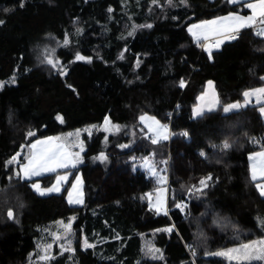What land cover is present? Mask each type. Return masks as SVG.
<instances>
[{
  "label": "trees",
  "instance_id": "obj_1",
  "mask_svg": "<svg viewBox=\"0 0 264 264\" xmlns=\"http://www.w3.org/2000/svg\"><path fill=\"white\" fill-rule=\"evenodd\" d=\"M229 13L248 11L227 0H172L171 6L167 0H24L23 7L20 0H0V80L15 78L0 89V185L14 176L6 162L17 153L21 160L38 139L100 126L105 117L121 126L108 137L101 129L82 137V207L66 201L72 177L58 195L39 196L30 188L50 187L62 171L21 182L30 207L21 227L0 225V264H32L40 230L72 216L71 256L38 264H228L206 253L264 238L258 224L264 198L249 165L250 154L264 150V117L256 106L222 110L264 85V38L244 29L209 59L187 31ZM146 24L152 27L128 35L133 25ZM52 38L63 46L60 68L48 75L35 66L34 52ZM77 53L91 62L75 61ZM208 82L220 106L194 117ZM142 115L167 125L169 138L152 144ZM122 144L130 147L122 150ZM101 153L104 163L94 159ZM145 157L165 169L167 215L141 199L158 187L155 178L134 168ZM208 177V187L196 192ZM177 203L188 207L182 212ZM81 235L94 247L84 249ZM149 246L160 249L163 259L146 254Z\"/></svg>",
  "mask_w": 264,
  "mask_h": 264
},
{
  "label": "snow or ice",
  "instance_id": "obj_2",
  "mask_svg": "<svg viewBox=\"0 0 264 264\" xmlns=\"http://www.w3.org/2000/svg\"><path fill=\"white\" fill-rule=\"evenodd\" d=\"M153 4H157V0H152ZM229 4H236V3H243V6L249 8L252 10V15L250 16H242L239 14H229L228 16L221 17L217 20L213 21H206L202 24L198 25H192L189 27L188 31L190 33H193V29H203L208 30L211 28V30L218 36L223 37L222 39H217L215 42V47H219L220 44L224 42V39L229 40H235L238 38V34L240 31L244 28L254 26L256 24H260L264 26V0H256L255 3L247 2V0H227ZM167 3L171 6L172 0H167ZM181 4L186 5L187 0H180ZM24 6V0H20V7ZM113 10L109 8V12H112ZM4 22L0 20V24H3ZM137 27H146L151 28V24L146 25H133V31L129 32L128 35L132 36L134 34V31ZM78 32L82 31L81 29H77ZM195 36L196 33H193ZM256 35L264 37V27H261L257 32ZM207 39V35L204 37ZM69 40L67 35L65 36L63 40L64 45H68ZM213 45L205 46L204 50L209 53V59L212 58L210 48ZM123 57V53H121V57ZM75 61H84L87 60L88 62H91V58L84 57L77 53L75 55ZM45 62L50 65L52 68H57L59 65L58 60H53L51 58V54H49L48 57H46ZM60 74L63 76L66 73L61 69ZM261 80H264V77H261ZM15 81V78L13 77L12 82ZM2 86V85H0ZM209 86H211V82H209ZM71 87V86H70ZM180 87H184V81H180ZM207 95V93H206ZM244 101L243 103H231L226 106H222V110L225 114L233 111L241 109L245 106H247L251 102L252 97H256L257 104H261L259 107V112L264 115V87L256 88L254 90L245 91L243 92ZM200 99H203L201 97ZM220 106V102L218 99H215V94L213 93V99L207 104V110L212 111L215 108ZM203 115V108L200 109H194L193 110V116L199 117ZM58 120H61V117L57 116ZM139 120L141 123H145L146 121H150L149 124H146V127H148L149 132L152 133V136L147 137L151 140L152 144H157L159 140H167L169 138V130L167 125H161L158 120L155 119V117H148L146 115H142L139 117ZM105 125L110 124L109 118L105 117L104 121ZM113 128L116 130H119L118 125H113ZM29 136L34 135V133L29 132ZM179 135L187 137L189 134L187 132H181ZM59 137H50L45 140H37L30 145L31 152L28 156L25 157L27 160L26 164H20L18 169L15 170V177L20 180H30L34 176H39L43 172H55L58 168H68L76 167V164L82 163V159L80 157V153H69L63 149V146L57 141H59ZM24 147L23 145L21 146ZM119 147L123 150L130 145L128 144H122L119 145ZM231 147V145L225 141L222 145V148L227 150ZM81 152L83 151V145L80 146ZM201 156H205V153L203 151L200 152ZM20 156V153H17L16 155L12 156L7 162L6 167L13 164L14 162H18V157ZM94 159L99 160L101 163H104L107 161V156L101 153L99 156L95 157ZM133 159H135L133 157ZM249 160L253 163L251 164V180L253 182H259L255 183V187L257 191L259 192V195L261 197H264V151L257 152L254 155L249 156ZM160 163L167 164V161H160ZM142 167L146 168L148 172L153 175L157 176V182L158 183H166L167 178L166 176H159L157 173V170L155 166L151 163L150 159L148 157L144 158V163ZM135 168V165H134ZM9 179H12V177H9ZM65 176H57L56 183L49 188H41L38 183H32L31 188L36 191L39 195H45L52 192H59L60 191V183L62 180H65ZM211 177H208L205 180L200 181V186L195 188L196 192H203V189L208 187L207 180H210ZM77 183L73 184V189H77V185L80 182V177L77 176L76 178ZM193 189H189V192L192 193ZM72 191H69L68 194V203L70 205L74 204H83V198L82 195L78 196L76 199L72 198ZM141 199H144V197H141ZM148 200H149V209L152 210L155 209L156 213L159 214L161 212L162 202L159 199V194L157 198V202L155 205H153L152 197L150 194H148ZM177 208H179L182 212L185 211V209L188 207L186 203H177L175 205ZM164 214L167 215V211H164ZM8 219H14V212L9 209L7 211ZM72 219H75L74 217ZM61 226L64 229L65 236L64 238L67 239L69 235H71L72 231V224L71 221L68 223L60 222ZM260 224L262 227H264V220H260ZM167 232L173 231L172 227H169L165 229ZM53 238L55 240H60L61 236L57 233H53ZM119 238V237H117ZM83 247L85 249L94 247L93 244L89 243L87 239L83 240ZM52 248L51 244H47L43 246V252L44 255H39L40 260H46L51 259L52 257L49 255V250ZM62 251H71V243L68 242L67 245H61ZM193 256H196V250L194 248L190 249ZM150 255L152 259H163V254L160 252V249L154 248L152 246H149L147 249V253ZM206 255L209 256H222L226 257L228 260L232 261L235 260L237 264H251L252 261H264V239L258 240V241H251L248 243H242L238 247L235 248H229L226 250H221L217 252H208Z\"/></svg>",
  "mask_w": 264,
  "mask_h": 264
},
{
  "label": "rangeland",
  "instance_id": "obj_3",
  "mask_svg": "<svg viewBox=\"0 0 264 264\" xmlns=\"http://www.w3.org/2000/svg\"><path fill=\"white\" fill-rule=\"evenodd\" d=\"M62 46H63V44L61 41H59L57 39H53V38L48 39L47 41L43 42V44L34 52V64H35V66L48 75H51L52 72L58 71V69L60 68L61 59L58 58L57 52ZM217 48H219V47H217ZM49 54H51V58L54 61L58 60L60 62L57 68H52L50 65H48L45 62L46 57H48ZM12 79H13V77L8 79V80H0V85H2V86H0V89L5 84H14V82H12ZM146 116H148V115H146ZM148 117H151V116H148ZM104 121L100 126H90L88 128L78 130L74 133L59 136L60 140H62L64 143H66L68 145L70 151L73 154L74 153H80L82 163H78L79 165L84 163L83 154L86 150L84 141L82 139L83 136H85V135L91 136L95 131H97L98 129H101L106 133V136L108 137L110 135L117 134L121 130V126H119V125H118L119 130H116L115 128H113L112 126L117 125V124H113L110 120H109L110 124H107V125H105ZM149 123H150V121H146L145 123H141V124H144L146 126V124H149ZM148 132H149V130H148ZM149 133L152 135L151 132H149ZM107 137L104 140L105 145L107 144ZM46 138H50V137H46ZM81 144L83 145V151L82 152H81V148H80ZM30 152H31V149H29V152H26L22 156L21 160L18 158V162H14L13 164H11L7 167H12V169L14 170V173H15V170L18 169L20 164H26L27 163V160L26 159L24 160L23 158H25L27 155H29ZM22 160H24V161H22ZM143 163H144V161L140 162V164L136 165L135 168L139 169L143 172H146V174L148 176H152L153 178L156 179V182H157V176L151 175L146 168L142 167ZM151 163H152V161H151ZM156 170H157V173L159 176H166L165 175V169H157L156 168ZM58 171H61V170L57 169L55 172H43L40 176H37L36 178L43 177V176H46V175H49L52 173H57ZM65 173H68V172H61L57 176H61ZM72 173H73V171L70 173V175L67 178V181L65 183H63V184L60 183V191L59 192H52V193H48V194L49 195L61 194L71 177H72L71 185H72V183L73 184L77 183V181H74L75 179H74V175H72ZM57 176H56V178H57ZM56 178L50 187H52L56 183ZM63 181L64 180H62V182ZM21 182H23V181L16 178L15 174H14L12 179H8V182L6 185H4V186L0 185V225H10V226H14V227H21L22 216L25 212H27V210L30 207V202L26 199L25 193L22 191ZM71 185L69 186L68 191L71 188ZM157 185H158V187L155 190V192L150 194L152 197L151 202L153 203V205H155L157 202L158 194H159V199L162 202L161 212L159 214H163L164 211L166 210V201H167V189L165 186L166 183H158L157 182ZM40 187L42 189L43 188H49V187H42V186H40ZM77 189H78V185H77ZM32 191L35 192L37 195H39L33 189H32ZM68 191H67V193H68ZM75 191H76V189H73V186H72V192L74 193ZM67 193H66V195H67ZM39 196H42V195H39ZM43 196H46V194ZM144 200L149 204L148 194L144 196ZM74 206H75V204H74ZM76 207H81V206H76ZM9 209H11L14 212V219H11V220L8 219L7 211ZM152 210L156 213L154 208ZM72 218H73V216L69 220V221H71V224H72V231H71V235H69L67 237V239L64 238L65 233H64V229L61 226L60 222H63L66 224L69 221L57 220L55 222L50 223L49 225H47L42 230H40V232H39L40 234L38 236V247H37L35 258L32 261V264L46 263L50 260L55 259L57 257V255H59V254H68L69 257L71 256V254L73 253V239H74V237L72 236V232H74L73 223L75 221V219H72ZM260 220H264V217L258 218V224L261 228H263L260 224ZM53 233L59 234L61 236V239L55 240L53 238V235H52ZM81 239H82L81 245L83 246V240L85 239L83 235H81ZM262 239H264V238H262ZM69 241L71 243V249L72 250L71 251H62L61 245H67ZM256 241H258V240H256ZM47 244L52 245V248L49 250V255L52 258L42 261L39 259V255H44L43 246H45ZM235 247H238V246H234L231 248H235ZM209 257H211V258H223V259L227 260L228 264H231V263L237 264V262L235 260L230 261L226 257H222V256H209ZM251 264H264V261H252Z\"/></svg>",
  "mask_w": 264,
  "mask_h": 264
},
{
  "label": "crops",
  "instance_id": "obj_4",
  "mask_svg": "<svg viewBox=\"0 0 264 264\" xmlns=\"http://www.w3.org/2000/svg\"><path fill=\"white\" fill-rule=\"evenodd\" d=\"M247 2H252V3H255L256 2V0H247ZM232 5H241L244 9H246L247 11H248V13L247 14H245V15H243V14H241V13H229V14H239V15H242V16H250V15H252V10L251 9H249V8H247V7H245V6H243V3H236V4H232ZM229 14H226V15H223V16H220V17H216V18H213V19H209V20H205V21H201V22H197V23H193V24H191V25H189L188 26V28H187V31H188V29H189V27H191L192 25H198V24H202L203 22H206V21H213V20H217V19H219V18H221V17H225V16H228ZM261 27H264V26H262V25H260V24H256V25H254V26H251V27H247V28H244V29H249V28H251V29H254L256 32L261 28ZM244 29H242V30H244ZM241 30V31H242ZM188 33H189V35L192 37V39H193V41L195 42V43H197V44H199V45H202L203 46V49L205 48V46H208V45H213L211 48H210V51H213V50H215L217 47H215L214 45H215V42H216V40L217 39H222L223 37H221V36H218V35H216L212 30H211V28H209L208 30H203V29H193V33H196V35L194 36L193 35V33H190L189 31H188ZM205 35H207V39H205L204 37H205ZM264 38V37H263ZM228 41H230L229 39H224V42L222 43V44H224V43H226V42H228ZM221 45V44H220ZM220 45H219V47H220ZM264 77V76H263ZM264 81V80H263ZM260 87H264V85H262V86H260ZM260 87H257V88H260ZM254 89H256V88H254ZM254 89H252V90H254ZM250 91V90H249ZM206 93H207V95H206ZM213 93L215 94V99H217L216 98V93H215V89H214V84L211 82V86H209V82L206 84V87H205V90H204V93L202 94V96L201 97H203V99H199V101H198V103H197V105L195 106V108L194 109H200V108H203V113H205V112H209L208 110H207V104L213 99ZM200 97V98H201ZM243 103V102H242ZM247 106H256L257 108H258V110H259V107L261 106V104H257V102H256V97H252L251 98V102L247 105ZM246 107V106H245ZM244 108V107H243ZM193 109V110H194ZM217 108H215L214 110H216ZM239 110V109H238ZM213 111V110H212ZM233 111H236V110H233ZM232 112V111H231ZM263 117H264V115H262ZM144 127H146L144 124H142ZM147 128V127H146ZM148 129V128H147ZM45 139H47V138H41V139H38V140H45ZM37 141V140H36ZM35 142V141H34ZM57 143H59V144H61L62 146H63V149L65 150V151H67V152H69V153H72L71 151H70V149H69V147H68V145L66 144V143H64L62 140H59V141H57ZM261 151H264V150H260V151H257V152H261ZM257 152H254V153H252V154H250V155H254L255 153H257ZM73 154V153H72ZM253 162L252 161H250L249 160V165H250V169H251V164H252ZM81 165H83V164H81ZM81 165H79V164H76V167H71V166H69L68 168H58V170H63L62 172H68V173H65V174H63V175H61V176H65L66 177V179L62 182L61 181V184H63V183H65L66 181H67V178L69 177V175H70V173L73 171V173H72V175L74 174V181H77L76 180V178H77V176H79L80 177V182H79V184H78V189H76V191L73 193L72 192V198L73 199H76L78 196H80V195H82V198H83V204H75V206L74 205H70L69 203H68V194H69V191H72V186H73V183H72V185H71V188L69 189V191H68V193H67V195H66V201H67V203H68V205L69 206H71V207H76V206H83L84 205V191H83V186H84V184H83V179H82V175H81V172H80V170H79V166H81ZM70 172V173H69ZM71 175V176H72ZM40 176V175H39ZM250 176H251V172H250ZM37 176H34V177H32L30 180H33V179H35ZM30 180H21V181H30ZM259 182H262V181H257V182H254V183H259ZM30 188H31V185H30ZM256 188V187H255ZM32 189V188H31ZM257 190V189H256ZM258 192V191H257ZM35 193V192H34ZM259 193V192H258ZM52 195H58V194H52ZM46 196H50L49 194H46ZM264 198V197H263Z\"/></svg>",
  "mask_w": 264,
  "mask_h": 264
},
{
  "label": "built area",
  "instance_id": "obj_5",
  "mask_svg": "<svg viewBox=\"0 0 264 264\" xmlns=\"http://www.w3.org/2000/svg\"><path fill=\"white\" fill-rule=\"evenodd\" d=\"M199 47H200V49H202V48H203V46H202V45H199Z\"/></svg>",
  "mask_w": 264,
  "mask_h": 264
}]
</instances>
